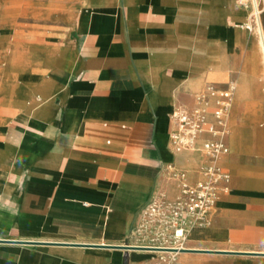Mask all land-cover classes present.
<instances>
[{
  "label": "crops",
  "instance_id": "obj_1",
  "mask_svg": "<svg viewBox=\"0 0 264 264\" xmlns=\"http://www.w3.org/2000/svg\"><path fill=\"white\" fill-rule=\"evenodd\" d=\"M23 1L0 8V264H149L145 208L206 159L175 150L172 115L208 83L235 85L232 178L187 248L264 253V0L252 30L241 0Z\"/></svg>",
  "mask_w": 264,
  "mask_h": 264
},
{
  "label": "built area",
  "instance_id": "obj_2",
  "mask_svg": "<svg viewBox=\"0 0 264 264\" xmlns=\"http://www.w3.org/2000/svg\"><path fill=\"white\" fill-rule=\"evenodd\" d=\"M251 8L245 27L252 30L262 25V1L241 0ZM235 85L226 88L208 83L195 94L192 106L178 105L172 115L171 142L175 150H197L205 156L200 165V178L194 184L186 172H177L181 194L174 200L164 195L154 198L144 210L143 218L151 234L149 249L183 250L190 229L207 224L219 196L229 192L231 173L219 162L229 152L228 116L234 100ZM177 254L154 252L149 264H177Z\"/></svg>",
  "mask_w": 264,
  "mask_h": 264
},
{
  "label": "rangeland",
  "instance_id": "obj_3",
  "mask_svg": "<svg viewBox=\"0 0 264 264\" xmlns=\"http://www.w3.org/2000/svg\"><path fill=\"white\" fill-rule=\"evenodd\" d=\"M29 3L23 0H0V8L18 10L24 8ZM3 19L6 21L14 22V24L21 23L23 26L19 28L18 31L13 34L20 40H42L43 35L41 33H36L28 26L29 18L27 16H4ZM188 246V244H185ZM182 252L176 255L177 264H219L218 261H215L217 254H226L227 258H238L243 257L249 261L257 260L259 256H264V253H250V252H241V251H225L215 249H204V248H185L181 250ZM169 253V252H167ZM185 253V254H183ZM219 258V257H217ZM261 258V257H260ZM211 259V260H210ZM228 264H236V262H228Z\"/></svg>",
  "mask_w": 264,
  "mask_h": 264
},
{
  "label": "bare ground",
  "instance_id": "obj_4",
  "mask_svg": "<svg viewBox=\"0 0 264 264\" xmlns=\"http://www.w3.org/2000/svg\"><path fill=\"white\" fill-rule=\"evenodd\" d=\"M260 27V26H259ZM261 33V32H260ZM260 35H262V34H259V36ZM262 37V36H261ZM261 39V38H260ZM29 85V84H28ZM30 86V85H29ZM18 90V89H17ZM28 90V89H27ZM21 96V95H20ZM156 252H169V253H171V254H178V253H180V252H182L181 250H157Z\"/></svg>",
  "mask_w": 264,
  "mask_h": 264
},
{
  "label": "water",
  "instance_id": "obj_5",
  "mask_svg": "<svg viewBox=\"0 0 264 264\" xmlns=\"http://www.w3.org/2000/svg\"><path fill=\"white\" fill-rule=\"evenodd\" d=\"M222 252H225V251H222Z\"/></svg>",
  "mask_w": 264,
  "mask_h": 264
}]
</instances>
